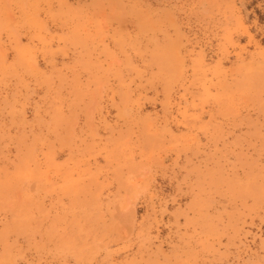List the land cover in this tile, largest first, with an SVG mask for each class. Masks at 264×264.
I'll return each mask as SVG.
<instances>
[{"label": "rangeland", "instance_id": "rangeland-1", "mask_svg": "<svg viewBox=\"0 0 264 264\" xmlns=\"http://www.w3.org/2000/svg\"><path fill=\"white\" fill-rule=\"evenodd\" d=\"M0 264H264V0H0Z\"/></svg>", "mask_w": 264, "mask_h": 264}]
</instances>
